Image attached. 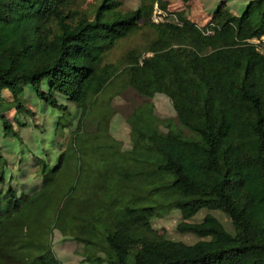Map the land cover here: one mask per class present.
Listing matches in <instances>:
<instances>
[{"label": "trees", "instance_id": "16d2710c", "mask_svg": "<svg viewBox=\"0 0 264 264\" xmlns=\"http://www.w3.org/2000/svg\"><path fill=\"white\" fill-rule=\"evenodd\" d=\"M139 1L125 10L122 0H100L89 16L79 0H0L5 134L26 143L17 115L33 111L17 85H30L43 107L59 113L53 142L72 122L69 103L79 110L56 162L34 163L38 189L15 185L0 154V184L8 180L0 189V264L3 249L20 250L26 264H61L52 249L40 251L54 228L80 232L84 245L99 235L98 252L85 256L91 264H264V56L250 42L264 36V0L248 1L238 15L219 7L207 27L154 22V4L165 10L163 0ZM143 29L153 37L142 49L108 58ZM127 88L145 100L126 118L131 148L123 150L110 121L113 98ZM6 90L17 114L9 128ZM155 93L168 97L189 134L154 113ZM49 145L41 147L45 156L56 148ZM172 211L181 217L177 230L194 242L153 228ZM119 237L140 247H123Z\"/></svg>", "mask_w": 264, "mask_h": 264}, {"label": "rangeland", "instance_id": "374dc122", "mask_svg": "<svg viewBox=\"0 0 264 264\" xmlns=\"http://www.w3.org/2000/svg\"><path fill=\"white\" fill-rule=\"evenodd\" d=\"M100 0H79V4L82 9H86L89 16H92L95 6L99 4ZM250 0H163L166 5V9L162 10L157 7V11L154 14V18L162 22L181 23L180 19H187L199 27H207L214 11L217 8L227 10L232 15H238L244 6ZM140 4L139 0H122V9L132 10L136 9ZM153 17V12H152ZM153 37V33L149 29H143L132 36L120 41L109 54V59L115 60L124 52L127 48L137 46L142 49L150 38ZM16 87V90H20V94L24 97L26 107L33 111L27 118L15 113V105L11 94L6 90L3 92V99L9 105L10 109L4 111L2 114L3 126L8 127L13 122V116L17 115L18 119L25 123L22 136L25 139L24 144L17 141L12 136L5 134V130L2 129L0 124V154L6 159L5 174L13 173L17 175V181L15 185L21 184L24 191L32 189H38L41 183L40 176L37 174V166L34 164L38 158L44 160L47 159L48 163L53 165L56 162V155L60 152L66 144L67 136L70 133V129L74 128L73 123L76 122L79 110L75 105L69 103V109L72 117V122L69 127L62 129V131L54 137L52 141L53 130L56 126V122L59 118V113L52 108L43 107L36 99V95L33 94V90L30 85H25L24 90L22 86ZM145 100L134 89L127 88L123 92L117 94L112 100V106L115 111L110 121V134L121 142L123 150L131 148L130 142V126L127 122V117L131 113L132 109L141 104ZM154 106V113L159 118H169L174 122L177 127L184 133L189 132L184 129L177 121L175 110L167 96L161 93H155L151 98ZM42 108V109H41ZM14 127V126H13ZM163 131L166 129L160 127ZM49 147L56 145L55 150L48 153L45 156L41 153V147L45 149L46 144ZM26 148H25V146ZM20 168L24 169V172H20ZM19 170V174H18ZM9 183H11L9 181ZM8 184V180L0 184V189H5ZM12 184V183H11ZM29 191L28 193H30ZM3 205V203H0ZM206 210H201L192 220L199 221ZM224 225L230 229V222L228 218L220 212L213 211ZM14 215V213L12 214ZM181 221V217L178 212L172 211L163 217L156 218L153 221V228L160 234L173 240H181L184 242H194L196 237L190 233H184L177 230L176 226ZM188 222V220H187ZM80 232H66L63 234L58 228H54L49 234L44 235L40 243L42 246L41 252L46 249H52L56 258L61 264H91L88 260H85V256L92 255L96 250L94 242L100 243L99 235H88L92 241L90 244L80 243L76 240V237L80 235ZM119 244L123 247L136 250L140 247V243L136 240L129 238H118ZM24 252V250H22ZM2 257L5 264H26L28 262L27 257H23L20 250H8L3 249ZM98 252V251H97ZM101 256H107L103 252H99ZM103 264H111L108 260H105Z\"/></svg>", "mask_w": 264, "mask_h": 264}, {"label": "built area", "instance_id": "2783aa9c", "mask_svg": "<svg viewBox=\"0 0 264 264\" xmlns=\"http://www.w3.org/2000/svg\"><path fill=\"white\" fill-rule=\"evenodd\" d=\"M157 11V7L155 5L154 7V11H153V17H152V20L154 22H160V20L154 18V14L156 13ZM210 30L206 31V33H209ZM251 43L254 44L255 48L264 56V36H261L260 38H253L250 40Z\"/></svg>", "mask_w": 264, "mask_h": 264}, {"label": "clouds", "instance_id": "9594fccd", "mask_svg": "<svg viewBox=\"0 0 264 264\" xmlns=\"http://www.w3.org/2000/svg\"><path fill=\"white\" fill-rule=\"evenodd\" d=\"M155 5H156V7H158L156 3L154 4V7H155ZM153 11H154V9H153ZM151 19H152V15H151ZM160 22H162V21H160Z\"/></svg>", "mask_w": 264, "mask_h": 264}]
</instances>
